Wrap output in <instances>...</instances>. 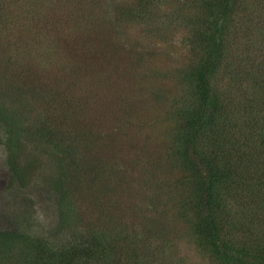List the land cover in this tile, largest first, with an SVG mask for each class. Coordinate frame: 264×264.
Masks as SVG:
<instances>
[{
  "label": "trees",
  "instance_id": "trees-1",
  "mask_svg": "<svg viewBox=\"0 0 264 264\" xmlns=\"http://www.w3.org/2000/svg\"><path fill=\"white\" fill-rule=\"evenodd\" d=\"M10 1L0 0L2 29L18 21L19 30L28 21L47 25L41 0ZM164 3L172 5L162 25L154 17ZM120 12L153 32L174 18L194 49V62L175 69L172 98H164L165 87L146 86L162 100L154 117L171 122L169 138L146 160L118 156L115 141L125 144L119 137L137 104L135 97L128 103L136 92L129 76L115 82L109 99L107 92L98 98L93 87L101 80L106 88L103 70L82 67L74 46L66 55L69 74L46 82L21 77L38 66L30 57L45 65L44 50L33 53V41L23 49L0 43V95L10 103L4 119L16 129L14 142L26 135L60 151L55 199L68 229L61 237L56 229L32 233L7 209L0 214V264H182L170 237L179 225L218 264H264V0H136ZM132 64L134 73L146 66L135 57L130 74ZM99 99L105 104L95 108ZM7 173L22 187L17 165Z\"/></svg>",
  "mask_w": 264,
  "mask_h": 264
},
{
  "label": "rangeland",
  "instance_id": "rangeland-1",
  "mask_svg": "<svg viewBox=\"0 0 264 264\" xmlns=\"http://www.w3.org/2000/svg\"><path fill=\"white\" fill-rule=\"evenodd\" d=\"M41 1L42 6L37 7V10L40 16L48 19L46 26L28 21L24 23L25 29L19 30L22 25L21 21H18L12 30L9 27L8 29L0 27V43L8 42L10 47L22 43L18 49H23L24 46H30L28 42L33 41V46L39 47L33 48V53L44 50L41 58L44 59L45 65L30 57L29 64L38 66H28L29 70H21L23 72L21 77H40L46 82L55 77L65 78L69 74L65 65L66 55L67 52L70 53L72 46L82 67L93 66L92 70H96L97 66V71L103 70L100 76H103L107 83L106 88L101 80L93 87L96 88L98 98L107 92L109 99L115 89L113 88L115 82L121 83L122 79L129 76L128 84L133 90L136 89V92L131 93L128 103H132L135 97L136 110L127 116L130 122H124L123 126L126 134L119 137L121 142L123 139L126 141L125 144L115 141L121 150L116 147H113V150L120 151L116 152L118 156H125L131 160H146L153 157L163 144L164 138H169L165 130L171 122L163 119L159 121L158 117H154L161 111L154 107L162 106L160 102L162 100L154 99L153 94L146 91V86L151 84L156 88L165 87L169 91L164 98H172L175 95V69L188 68L194 62L191 59L194 49L184 41V35L186 36L184 29L180 28V24L174 18L165 27H160L161 30L154 32L149 31L142 22H127L120 19V16L122 17L120 11L133 7L136 0ZM171 5V3L160 5L155 11L154 19L164 25L163 22L171 15ZM8 8L6 7L3 13L4 18L10 16L15 7ZM25 38L27 42H23ZM54 45L62 46V51L61 49L55 51ZM135 57L144 58L146 66L144 69L143 65L136 66L139 73H134L135 65L132 64L130 74L129 63L133 62ZM11 68L6 72V76L12 74ZM151 68L159 71L154 74L148 73ZM121 85L118 84V87ZM78 93L82 92L78 89ZM5 101V96L0 95V214H9L7 209L11 210L13 216L21 220L22 225L30 228L26 231L32 233L50 236L56 229L60 237L67 235L68 229L60 220L59 200L55 199V192L59 186L56 160L59 159L60 151L54 150L51 145L44 147L42 140L38 143L33 141L36 144L34 145L26 135H22L19 142H14L17 141L14 135L16 129L11 128V124L4 119L6 116L10 118L8 107L10 103ZM100 102H102L100 99L97 100L95 108H101L105 104ZM121 105H126V102H122ZM41 146L44 147L43 151H40ZM15 164L19 172L24 174L22 187L16 186V181L11 180L7 173L11 166L16 168ZM170 237L177 255L182 258V264H218L205 250L199 249L191 241L182 225L174 226Z\"/></svg>",
  "mask_w": 264,
  "mask_h": 264
}]
</instances>
